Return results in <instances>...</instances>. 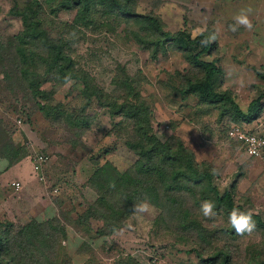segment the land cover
Listing matches in <instances>:
<instances>
[{"label":"rangeland","instance_id":"obj_1","mask_svg":"<svg viewBox=\"0 0 264 264\" xmlns=\"http://www.w3.org/2000/svg\"><path fill=\"white\" fill-rule=\"evenodd\" d=\"M58 2L39 0L43 26L52 39L64 41L75 68L104 96L86 92L79 80L59 84L39 58L24 64L16 39L23 25L16 14L36 7L33 0H0V219L16 225L58 222L50 228L57 232L49 237L53 244L44 264H206L223 247L235 264H264V166L227 137L232 125L264 136V97L250 124L199 104L180 94L184 77L193 76L180 52L152 59L129 33L136 28L99 14L92 25H77L76 11L57 9ZM136 10L158 16L170 33L185 27L193 36L196 29H210L218 48L203 59L218 58L215 90L231 92L244 112L264 92V0H139ZM240 15L251 29L236 25ZM121 69L133 87L129 95L118 79ZM137 95L150 112L151 133L161 143L181 141L196 163L212 167L211 182L220 194L231 189L235 206L261 219L252 218L251 233H235L229 212L212 195L206 201L217 206L216 215L206 218L199 211L204 201L172 198L166 205L152 188L139 203L149 205L146 212L103 216L109 210L99 196L136 160L126 144L131 121L115 115L113 103L128 108ZM35 154L47 157L41 173L32 168ZM186 210L192 213L188 219ZM87 212L92 216L79 220ZM187 221L195 222L194 230L185 229Z\"/></svg>","mask_w":264,"mask_h":264},{"label":"trees","instance_id":"obj_2","mask_svg":"<svg viewBox=\"0 0 264 264\" xmlns=\"http://www.w3.org/2000/svg\"><path fill=\"white\" fill-rule=\"evenodd\" d=\"M138 1L59 0L57 9L75 10V24L77 25L90 26L95 20V14H99L103 20L123 24L127 28H136V31L129 30V33L132 34L140 48L150 53L152 59H156L159 53H168L169 50L180 52L193 68V76H186L181 82L180 94L184 97L194 96L199 104L214 107L221 114L229 113L235 119L243 121L242 123L250 124L262 110L261 99L264 97V92L253 100L244 112L235 102L231 92L215 90V80L221 74L218 58L215 57L211 61L203 59L204 56H211L217 51L218 46L213 32L206 28L202 35H196L193 38L190 30L185 27L176 33L165 31L164 24L158 16L153 13H137ZM33 5L36 8L28 7L16 14L21 18L23 25V31L16 37L20 45L19 56H23V63L39 58L52 73L53 80L59 84H65L72 79L79 80L86 88V92L90 91L91 95L101 100L104 96L103 92L92 85V80L87 73H82L75 68V62L68 53L64 41L52 39L47 33L37 9L40 7L39 0H33ZM202 41H207V43H202ZM38 49L42 56H38L35 52ZM120 72L119 82L129 95L133 93V87L124 69ZM105 97L108 98L107 95ZM136 99L134 105H129L128 108L113 103L114 114H122L131 121L132 134L130 136L128 134L129 140L126 144L136 160L125 173H122L117 185L104 188L105 190L99 196V202L109 210V214L103 216L109 219L112 216L122 219L131 215L134 212V206L141 202L144 190L149 188H152L157 197L166 205L172 198L185 200L192 197L194 203L198 204L199 200L206 201L212 195L218 207L224 208L227 212L238 208L233 203L231 189L224 190L220 194L212 185L210 171L212 167L209 164L196 163L192 152L186 149L181 141L173 145L161 143L151 133L148 107L138 95ZM234 143L240 145L236 141ZM26 156L25 151L20 160ZM102 173L103 169H99L95 174L98 182H101ZM102 189L103 187L98 191ZM198 192H202V195L196 199ZM115 205L119 206L115 207ZM89 209L97 211L94 206H90ZM91 214L87 212L85 217L79 216V220L85 221L87 217L92 216ZM191 215V211H185L187 219ZM252 218L261 222L258 216L252 215ZM54 223L58 222L56 220L44 223L31 221L24 225H16L0 219V264H44L49 254L46 250L47 246L53 244V240L49 237H53L51 234L57 232L53 228L50 230ZM195 226V222L187 221L185 229L194 230ZM199 239L202 240L201 237ZM36 244L44 245L43 249L39 250ZM204 262L206 264H235L231 251L225 247L219 249L215 256L206 258Z\"/></svg>","mask_w":264,"mask_h":264},{"label":"clouds","instance_id":"obj_3","mask_svg":"<svg viewBox=\"0 0 264 264\" xmlns=\"http://www.w3.org/2000/svg\"><path fill=\"white\" fill-rule=\"evenodd\" d=\"M236 25H243L248 29H251L252 25L250 21L247 19L246 15H240L236 17ZM236 25L231 26L232 30H236ZM204 29H196L193 33V38L196 35H202ZM214 39V37H212ZM202 43H207V41H202ZM254 143V141H252ZM254 149H249V152H253ZM213 174H215V170H213ZM149 208L147 203H141L139 205L134 206V211L137 213L146 212ZM217 206L211 201H204L201 203L199 211L206 218H211L216 215ZM228 223L231 228L237 234L251 233L255 228L256 224L252 219V214L250 212L241 211L239 208H233L228 213Z\"/></svg>","mask_w":264,"mask_h":264},{"label":"built area","instance_id":"obj_4","mask_svg":"<svg viewBox=\"0 0 264 264\" xmlns=\"http://www.w3.org/2000/svg\"><path fill=\"white\" fill-rule=\"evenodd\" d=\"M227 137L240 143L242 150L245 154L253 159H258L264 166V136L255 132H247L237 126H231L227 131ZM254 141V143L252 142ZM249 149H254L253 152H249ZM47 163V157L43 154H35L33 157L32 168L34 172H42L44 166ZM13 186L18 187V183H13Z\"/></svg>","mask_w":264,"mask_h":264},{"label":"crops","instance_id":"obj_5","mask_svg":"<svg viewBox=\"0 0 264 264\" xmlns=\"http://www.w3.org/2000/svg\"><path fill=\"white\" fill-rule=\"evenodd\" d=\"M257 160V159H256Z\"/></svg>","mask_w":264,"mask_h":264}]
</instances>
